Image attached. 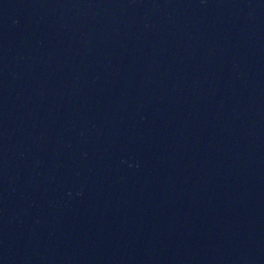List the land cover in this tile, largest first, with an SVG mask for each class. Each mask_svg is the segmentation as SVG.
Here are the masks:
<instances>
[{
	"label": "water",
	"instance_id": "1",
	"mask_svg": "<svg viewBox=\"0 0 264 264\" xmlns=\"http://www.w3.org/2000/svg\"><path fill=\"white\" fill-rule=\"evenodd\" d=\"M0 264H264V0H0Z\"/></svg>",
	"mask_w": 264,
	"mask_h": 264
}]
</instances>
